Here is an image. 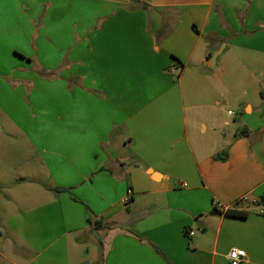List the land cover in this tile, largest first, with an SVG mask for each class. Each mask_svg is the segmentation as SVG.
<instances>
[{
  "label": "crops",
  "instance_id": "obj_1",
  "mask_svg": "<svg viewBox=\"0 0 264 264\" xmlns=\"http://www.w3.org/2000/svg\"><path fill=\"white\" fill-rule=\"evenodd\" d=\"M78 1L0 0V264H264V0Z\"/></svg>",
  "mask_w": 264,
  "mask_h": 264
},
{
  "label": "rangeland",
  "instance_id": "obj_2",
  "mask_svg": "<svg viewBox=\"0 0 264 264\" xmlns=\"http://www.w3.org/2000/svg\"><path fill=\"white\" fill-rule=\"evenodd\" d=\"M95 1L93 0H79L77 2V5L79 7H81V9H85V8H88L90 9L92 6H98V5H94ZM34 71V69H33ZM35 73H37L36 71H34ZM38 82V81H37ZM38 84V83H37ZM28 92L26 94H24L23 96L25 97V102L26 104H23L21 106L20 104V109L19 110H13L12 112H16V113H19L18 115H14V117H18V118H23V117H27L28 114L30 115V117H36L38 116L39 118V113H40V110H39V104H38V94H37V91L30 96V101H26V99L28 98ZM17 102V99L13 102V105ZM227 109H231V110H235V108L229 106L227 107ZM22 113V114H20ZM5 118V115H1L0 114V120L1 119H4ZM6 129V130H5ZM9 129H12V127L10 126H4V133L7 134V133H12L13 131H7ZM14 134H17V132H13ZM3 134L2 130H0V135ZM4 134V135H5ZM107 234V232H106ZM107 242V240H106ZM91 246H94V247H97L99 248V254L101 255V252L103 251V248H102V245L101 243H99V241L97 240L96 236L93 238V240L91 241ZM98 253V252H97ZM90 258H92L94 264H97V260L99 261L100 260V256H97L95 257V254L91 253L90 254ZM89 260V259H88ZM87 263H89V261H87Z\"/></svg>",
  "mask_w": 264,
  "mask_h": 264
},
{
  "label": "trees",
  "instance_id": "obj_3",
  "mask_svg": "<svg viewBox=\"0 0 264 264\" xmlns=\"http://www.w3.org/2000/svg\"><path fill=\"white\" fill-rule=\"evenodd\" d=\"M133 2L138 3V2H140V0H133ZM143 7L145 9H148L150 6L147 3H145V4H143ZM246 132L247 131L244 130V131H242L240 133V135H246ZM226 158H227V156H224V155H218L217 156V159H219V160H225ZM56 191L60 192L61 190L60 189H56ZM262 199H263V202H264V196H263ZM225 214L227 216H230V217L241 218V219H245V218H247L249 216V212L248 211L239 210V209H236V208H230V209L226 210ZM101 226H102V221H97L96 224H95V228L99 229Z\"/></svg>",
  "mask_w": 264,
  "mask_h": 264
},
{
  "label": "built area",
  "instance_id": "obj_4",
  "mask_svg": "<svg viewBox=\"0 0 264 264\" xmlns=\"http://www.w3.org/2000/svg\"><path fill=\"white\" fill-rule=\"evenodd\" d=\"M229 114L233 112L230 111ZM181 186H186V183H182ZM189 234L192 236L194 232L190 231ZM228 257L231 264H242L247 259V252L244 249L233 248L229 251Z\"/></svg>",
  "mask_w": 264,
  "mask_h": 264
},
{
  "label": "water",
  "instance_id": "obj_5",
  "mask_svg": "<svg viewBox=\"0 0 264 264\" xmlns=\"http://www.w3.org/2000/svg\"><path fill=\"white\" fill-rule=\"evenodd\" d=\"M85 264H89V263H85Z\"/></svg>",
  "mask_w": 264,
  "mask_h": 264
}]
</instances>
